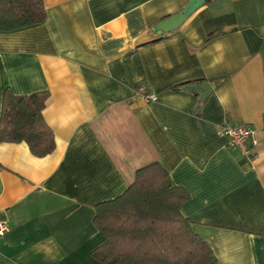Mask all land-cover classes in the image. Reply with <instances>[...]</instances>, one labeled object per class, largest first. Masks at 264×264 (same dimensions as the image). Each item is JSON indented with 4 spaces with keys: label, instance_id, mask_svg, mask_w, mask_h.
Wrapping results in <instances>:
<instances>
[{
    "label": "crops",
    "instance_id": "0c3cea01",
    "mask_svg": "<svg viewBox=\"0 0 264 264\" xmlns=\"http://www.w3.org/2000/svg\"><path fill=\"white\" fill-rule=\"evenodd\" d=\"M191 1L43 0L42 23L0 34V120L7 91L47 92L56 139L45 158L0 144V264H102L96 206L155 164L216 264H264V0H215L154 32ZM224 125L254 130L252 159Z\"/></svg>",
    "mask_w": 264,
    "mask_h": 264
},
{
    "label": "trees",
    "instance_id": "16d2710c",
    "mask_svg": "<svg viewBox=\"0 0 264 264\" xmlns=\"http://www.w3.org/2000/svg\"><path fill=\"white\" fill-rule=\"evenodd\" d=\"M34 4L0 0V34L42 23L43 0ZM48 99L47 92L15 96L7 91L0 144H25L37 158L53 154L56 139L44 119ZM188 200V192L174 186L158 164L139 170L124 194L96 206L95 225L106 243L92 253L93 259L102 264H216L211 248L181 212Z\"/></svg>",
    "mask_w": 264,
    "mask_h": 264
},
{
    "label": "built area",
    "instance_id": "2783aa9c",
    "mask_svg": "<svg viewBox=\"0 0 264 264\" xmlns=\"http://www.w3.org/2000/svg\"><path fill=\"white\" fill-rule=\"evenodd\" d=\"M148 103H156L159 98L156 95L149 94L145 96ZM220 134L228 141V147L236 152H239L246 158H253V137L254 130L250 126L232 127L224 125L220 127ZM10 230V218L0 211V240L5 237Z\"/></svg>",
    "mask_w": 264,
    "mask_h": 264
},
{
    "label": "water",
    "instance_id": "95a60500",
    "mask_svg": "<svg viewBox=\"0 0 264 264\" xmlns=\"http://www.w3.org/2000/svg\"><path fill=\"white\" fill-rule=\"evenodd\" d=\"M205 4L206 2L204 0H192L181 13L176 16H172L158 24L154 28V32H156L160 36H163L177 31L183 26L187 19H189L198 9H200ZM183 89L188 92H196L201 91L202 86H185Z\"/></svg>",
    "mask_w": 264,
    "mask_h": 264
},
{
    "label": "rangeland",
    "instance_id": "374dc122",
    "mask_svg": "<svg viewBox=\"0 0 264 264\" xmlns=\"http://www.w3.org/2000/svg\"><path fill=\"white\" fill-rule=\"evenodd\" d=\"M28 1L30 2V4H31L32 7L35 6V4H34V0H28Z\"/></svg>",
    "mask_w": 264,
    "mask_h": 264
}]
</instances>
